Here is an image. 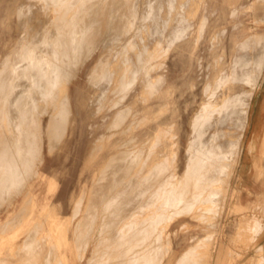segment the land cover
Returning <instances> with one entry per match:
<instances>
[{"label": "rangeland", "instance_id": "374dc122", "mask_svg": "<svg viewBox=\"0 0 264 264\" xmlns=\"http://www.w3.org/2000/svg\"><path fill=\"white\" fill-rule=\"evenodd\" d=\"M112 2L0 0V141L13 133L2 130L19 127L17 123H1V112L6 108V94L2 92L6 73L17 67L10 63L9 54L23 40L24 48H45L53 58L48 91L34 95L39 97L34 101L38 106L31 135L34 138L24 142V150L34 155L15 166L0 165L20 171L15 175L19 179L7 186L10 190L0 186V264H63L61 259L67 264H134L130 263V255L143 252L152 240L153 244L162 243L156 250L167 251L160 250V257L154 245L146 258L159 255L161 260L155 258L159 260L155 263L168 264L173 254L177 256L202 237L209 254L203 264H264V153H256L253 160V151L248 147L264 101V65L255 83H242L239 91L231 86L237 75H221L230 71L232 59L244 51L254 58L264 51V0ZM167 3L173 8L172 18L164 28ZM200 3L203 7L193 17L192 9ZM106 4L110 6L102 11L100 8ZM130 5H138L141 13L133 14ZM202 14L207 23L193 48H163L160 57H151L150 64L155 62V67L150 69V77L152 81L158 80L156 89L153 82L147 81L144 94L141 92L143 72L141 79L138 75L132 84L123 82L125 89L119 92L118 75L122 77L140 67L141 59L153 51L155 37L166 47L177 30L194 28ZM150 16L155 18L156 28H148ZM128 17L134 19L130 21ZM127 22L133 23L132 29H127ZM75 29L80 31L73 56L71 38L77 32ZM119 32L126 34L122 44H115L121 37ZM121 45H125L123 49ZM216 62L221 76L214 82L211 80ZM26 65L20 67L27 69ZM236 72L242 77L246 73L238 68ZM227 88L231 89L230 94L240 92V100L230 97L232 101H226L230 105L224 116L230 124H220L215 111L210 125L204 122L191 134V116L196 115L203 101ZM18 102L10 107L13 115ZM164 102L170 110L154 119L153 114ZM143 112L150 115L147 122L143 121ZM169 118L176 125L161 129L159 140L151 144L149 135L157 123ZM194 137L195 147L204 146L213 153L208 156L210 160L205 158L199 165V173L215 177L214 183L210 180L211 185L190 172L197 158L189 149ZM164 142L167 149L162 152ZM156 153L164 158L159 161L166 168L157 184L164 187L165 201L157 204L160 209L155 221L139 223L135 217L152 200L154 189L142 177L147 175L146 166ZM111 157H115L113 162ZM216 161L219 163L215 167ZM107 162L108 168L101 170ZM100 172L103 175L97 181ZM13 183L19 184V189ZM212 190L216 193L212 203L196 202ZM238 200L244 207L238 206ZM183 204L189 211H180ZM161 211L165 218L160 216ZM173 215L176 219L168 225ZM55 217L58 218L53 223ZM152 230L155 235L148 233ZM155 231H162V235ZM147 233L153 236L148 238ZM142 238H147L145 244ZM134 262L140 264L145 260Z\"/></svg>", "mask_w": 264, "mask_h": 264}, {"label": "bare ground", "instance_id": "6f19581e", "mask_svg": "<svg viewBox=\"0 0 264 264\" xmlns=\"http://www.w3.org/2000/svg\"><path fill=\"white\" fill-rule=\"evenodd\" d=\"M117 1H119V0H113V2H117ZM228 1L229 2H232L233 0H228ZM111 2L108 0V3L111 4ZM130 3H131V1H130ZM136 3H138V2H136ZM100 5H102V4H100ZM108 5L106 4V5H104L101 8L97 6V9L100 8L103 11V10H105L108 7ZM200 5H201V3H200ZM200 5H195L193 7V9H192V11H193V17L195 16V14L197 12H199L202 9L201 7H203V6L202 5L200 6ZM117 6H118V3H117V5H115V7H117ZM147 6H148V4H147ZM147 6H145V7H147ZM179 7H182V6L179 5ZM249 7H251V5H249L247 7L245 6L244 8H249ZM91 8H93V7H91ZM130 8L132 9V11H131V9H130V11L133 12V14L138 13V10H137L139 8L138 5H134V7L132 5H130ZM172 9H173L172 6H170L169 3H167V7H165V13H167V14H166V16L164 18L165 19L164 28H166L168 26L169 21L172 18L170 16V13L172 12ZM128 11H129V9H128ZM139 13H141V12H139ZM128 14L127 15L125 14V17L128 16ZM119 15H121V13ZM153 16L148 17L149 18V21L151 22L149 24V27H148L149 29H150L151 25H154L155 28H156V23H155L156 20H155V18ZM133 17L134 18L135 17L137 18V16H133ZM132 18H131V20L134 19V18L133 19ZM138 18H139V16H138ZM125 19H127V18H125ZM119 20H122L123 21V19H119ZM128 20H130V18ZM206 20H207V17L202 14L200 17L197 18L196 24H195L196 26L194 28H191L190 26H188L186 28H181V30H177L176 33H174V35L171 38V40L169 41V43L166 45V47H163L162 46V43L160 42V39L159 38L156 39V37L154 36L155 37V43H154V46H153V51L147 52L146 55H145V57H143L141 59V65H140V67L139 66H136V68L134 70L136 73L134 71H131V73H127L125 75H122V77H120L121 74L118 75V77H117L118 78V82H117L118 85L117 86H119V88H118L119 92L122 91V90L124 91V89H125L124 88V85H123V82H128L126 84H129L130 85V84H132L134 82V80L136 79V77H138V75H139V78L141 79V76H142L141 74H143V72L145 73V79L144 80L142 79V81H141V83H142L141 92L144 94V89H145V86H146V84L144 85V82L147 83V81L153 82L152 83V86H153L154 89H156L157 83H159V82H158V80H157V82L152 81V79L150 77V69L153 66L155 67V62L150 64L151 57H154L155 58L158 55L160 57V55H162V54H159V52H162V49L163 48H165L164 49L165 51H167V50H169V49H171L173 47H177V46H179V47H191V48H193L195 46L198 38L200 37V35L202 34V32L204 30V27H205V25L207 23ZM119 23L120 24L121 23H125V21L124 22H120L119 21ZM136 23H138V22H136ZM132 24H133L132 22H127V29H128L129 26L131 27ZM121 26H120L119 29L122 28ZM131 29H132V27H131ZM75 31H77V32L75 34H73L74 36L71 38V40H73L72 41V44H73L72 45V48H73L72 55L73 56L76 55V52H77V49H78L79 42H78V39L76 38V36L78 37L77 33L80 30L79 29H75ZM125 34H126L125 32H121L120 33L121 37H120V39L117 42H115V44H122V42L124 40V35ZM150 34L151 35H154L155 33H151L150 32ZM143 35H144V33H143ZM17 41L15 39V42L16 43H17ZM47 42L48 43L51 42L50 38H47ZM129 42H131V40H129ZM15 46H17V48H14L13 51L9 55L11 56L10 63L14 64L17 67H15L14 70L11 69V70H9L6 73V78H5V83L6 84H4L5 85V88L2 89V92L5 91V94H6L5 95L6 102L4 103L5 106H6V108L4 109V112H1V114L3 113L2 115H3V118H4L3 122H1V123L3 125L6 124V126H9L11 124L14 125L15 123H17L19 125V127L18 128H15V129L12 128V129H4V130H2V131H7V132L11 131V132H13L15 134L12 133L11 135L4 136L3 139H1V141H0L2 143L1 146H0L2 148V153L0 154V157L1 158L2 157L3 158L4 157H10V156L11 157L12 156L14 157V158L12 157L13 159H11V160H4V161L0 160V165L3 164V163H6V164H9V165H12V166H15V165L19 164V162H23L24 161L23 159L28 160V159H30L32 157V155H34L33 153H28L26 150H24V148L26 147V145L24 144V142L25 141H32V139L34 138V136H31V135H32V132H34V127L33 126L36 123V118H35V116H36V113L35 112L36 111L35 110H36V108H38V106H35V104H34L35 102L34 101L39 98V97H36L34 95L37 92L43 93L45 90L48 91L49 84H50L49 82L52 81L51 80V78H52L51 77V67H52V62H53V58L45 50V48H36V47L24 48L23 40L19 41L18 45H15ZM123 46H125V45H123ZM123 46L121 45V48ZM21 47H23V48H21ZM122 49H121V52L122 53L120 52V54H123L124 53L122 51ZM232 61H233L234 64L231 65V68L229 67L230 68V71L228 70L224 74H221L220 73L221 67L219 66L218 62H216L214 71L212 73V80L211 81H214L215 82L218 79L219 76H221V75H225V76L227 75L228 76L229 72L230 73H233V74H235L237 76L232 81V85L231 86H234L235 87L234 89L237 88L238 91H239V87L241 86L242 83H245V84L255 83L256 76L261 74V70H262L263 65H264V51L257 58H254V56L251 53H249L247 51L246 52L244 51L241 56H238L236 59L235 58L232 59ZM23 63H26L27 64L26 65L28 67L27 69H22V67H20L21 64H23ZM160 64H161V62H160ZM247 67H250V70H246ZM237 68H238V70L240 69V70H243L244 72H246L244 77H242L240 75L241 74L240 72H238V74H237V72H236L237 71ZM214 86H216V84ZM230 90H231L230 88L224 89L220 94L216 95L211 100H206V101H203L202 102V104L198 108L199 110L196 113V115L194 114L195 116L194 115L191 116V117H193L192 120H190L191 121V123H190V125H191V132H192L191 134L196 133V131H198L199 128H200L199 126L202 125L204 122H205V124L210 125L211 123L209 122V119L212 118V116H213V114H214L215 111L218 112L220 124H230V121L228 119H226V117L224 116L225 113L228 111V107L230 105L229 103H226V101H228V99L230 97L232 99L240 100V97H239L240 96V92L238 93V91H234L233 94H230L229 93ZM242 90H244V89H242ZM211 93H208V94L211 95ZM143 99H145V98H143ZM232 99H231V101H232ZM17 100H19V102L17 104L18 110H17V113L15 115H13L12 114L13 108L11 109L10 107L14 106L15 105L14 104V101H17ZM70 101L71 100H70V97H69V94H68V102L66 104V107L68 109V111H67L68 112V115L70 114ZM220 101H221V103H220ZM231 101L229 100V102H231ZM169 107H170V105L168 103L164 102L161 105V107H159L157 109L156 114H153L154 119H158L161 114H163L167 110H170ZM10 109H11V111H9ZM196 111H197V109H196ZM21 115L24 116V119L21 118ZM142 115H143V121L146 120L145 122H147L149 119H151L149 113H147V112H143ZM56 123H58V122H56ZM175 125H176V123H175V120L173 118L165 119L162 122H158L156 128L154 129V131L149 135V141H150V143L151 144H155L159 140V135H160L159 132L160 131H161V135H162V130L163 129H165L166 127H172V126H175ZM197 127H199V128H197ZM196 141H197V139L194 137V139L190 140V143H189L190 152L194 156L197 157L195 159V166H194L193 170L190 171V172H191V174L193 173L192 175L195 174L194 176L196 178H198L200 176V181L203 182L204 184L211 185L212 183H209V182H211L210 181L211 179L213 181L214 180L213 178H215V177L214 176H212L213 178L212 177H207V175L205 173H199V170H200L199 169L200 168L199 165L201 164V162L203 161V159L205 160V158H207V159L210 160V158H208V156L209 155H213V153H212V151H209L208 149H205L204 146L195 147V142ZM230 143H231V141H230ZM248 143H249L248 144V147L250 148L249 150H251V152L253 151V155H252L253 156V160H254V158L256 156V153L258 155H261L262 153H264V101H263L262 106H261V108L259 110L258 126L256 128V131L254 133V136L252 138H250V140H249ZM237 144H238V142H237ZM162 148H163L162 149V152H164L167 149L166 142H164L162 144ZM218 148L219 147H217V149ZM9 150L14 151V152L10 153ZM187 155H189V153H187ZM229 155H230V153L227 152V156H229ZM194 156L189 155L190 158H192ZM163 157H164V155H163ZM151 159L152 160L148 163V165L146 166V169L144 171V172L147 173V175H143L142 178L146 181V184L147 185L149 184V186H151L152 188H154L153 191H152V195H151L152 196V200H151L152 202L151 201L146 202L145 205L140 209L139 215L137 217H135V221H138L139 223H144V222H146V223L148 222L149 223V222H152L153 220L155 221L156 218L158 217V213H159V210L158 209H160V208H158V205L157 204L158 203H164V201H165V198L163 196V191H164L163 189H164V187L162 189V187H159L157 184H158L159 178L162 177V174L165 172L164 169H166V168H164L163 165L160 163L161 160L159 161V159H162V156L161 155H158L156 153V155H154ZM211 159L212 160L213 159L216 160L214 157L211 158ZM218 159H217V161H218ZM217 161L216 162H213L215 164V165L213 164L215 167L218 166V165H216ZM210 163H212V162H210ZM211 167H213V166H211ZM219 168H221V170H222V166L219 167ZM18 170L19 169L13 168V167H10V168H7V169H3V168L0 167V186L1 185L2 186H6V188L9 189V187H7V186H11V183L13 181H17L19 179V177L15 176L17 173L20 172ZM196 175L197 176L199 175V176L197 177ZM147 181H148V183H147ZM15 183H13V184H15ZM213 183H214V181H213ZM18 185H16L17 189H19L18 188ZM161 185L163 186V184H161ZM4 188L5 187H3V189ZM3 189H1V190H3ZM215 194L216 193L213 192V190L211 192H206V193H204V196H201L198 199V201L196 200V202H200V204L201 203L202 204L203 203L206 204L207 202L208 203L209 202L212 203ZM8 195H9V193H8ZM33 201H35L34 198H33ZM183 208H185V210H187L186 207H185V205H184V207H181V209H183ZM206 209L207 208H205V210ZM210 209H211V207H210ZM179 210H177V212H179ZM208 210H206V211H208ZM180 211L182 212V211H184V209L183 210H180ZM187 211H189V210H187ZM162 215H163V212L161 211L160 216H162ZM175 215H173L169 219V222L170 223L168 225H170L171 222H173V220L176 219L175 218ZM57 218L58 217H55L53 219V223L57 220ZM164 218H165V216H164ZM52 224H51V226H52ZM161 232H158L157 235L158 236L159 235H162ZM148 233H151L152 234V233H154V230H152V232H148ZM148 233L146 234V237L149 236L148 238H150L151 236H153L151 234H150L151 235L150 236ZM154 235H155V233H154ZM146 241H147V238H142L141 239V242H143V243L144 242L146 243ZM152 242H153V240L150 242V246L145 247V249H144L143 252L142 251L141 252H138L137 251L136 253H134V255H130L131 256V257H129L130 260H131V261L129 260L130 263L133 262L135 264L134 261H136V260L137 261L138 260H141V261L142 260H145V262H141L140 264H149L148 261H147V259H149V262L153 259L154 262L151 261V263L153 264V263H155V260H157V261L161 260L160 257H162V252L167 251V249H164V251H162V249L156 250L157 247L160 246L159 244L162 245V243L155 242L153 244ZM141 245H139V246H141ZM154 245H155V250L154 251H157L156 253H159L160 257H159V255H156V254L155 255L157 257H154L153 256L154 254H153V255H150L151 257H153L152 259H150L151 257L146 258L147 257V254H148V250L149 249L152 250V248L154 247ZM140 250H142V249H140ZM160 250L162 251L161 254H160ZM69 251L70 250L68 248V252ZM120 256H122V255H120ZM127 256L124 255V257H126V258H127ZM148 256H149V254H148ZM163 257H164V255H163ZM118 258L120 259V257H118ZM131 258H133V259L136 258V259L134 261H132L133 259H131ZM155 258H158L159 260L158 259H155ZM208 258H209V254L205 250V241H204V238L202 237V238L196 239V241L194 243H192V244L188 245L187 247H185L177 256H174V254H173V256H172V258H171V260L169 261L168 264H201V263L203 264L204 263V259L206 260ZM2 259H1V261H2ZM74 260L75 259L71 257V261L74 262ZM61 261H62L63 264H67V261H65L64 259H61ZM139 262H137V263L139 264ZM156 263L161 264V262L160 263L159 262H156Z\"/></svg>", "mask_w": 264, "mask_h": 264}, {"label": "crops", "instance_id": "0c3cea01", "mask_svg": "<svg viewBox=\"0 0 264 264\" xmlns=\"http://www.w3.org/2000/svg\"><path fill=\"white\" fill-rule=\"evenodd\" d=\"M113 153H114V152H113ZM115 157H117V156H115ZM115 157H113V158L111 157L110 161L113 162L114 159H115ZM118 159H119V158H118ZM112 162H111V163H112ZM108 164H110V162H109V163L107 162V164H105V165L103 166V168H100V169L102 170V169H104L105 167H106V169H107L108 166H109ZM101 175H103V174L100 172V175L98 176L97 181L101 180ZM238 206H239V207H244V206H243V203L241 202V200H238ZM258 232H259V231H258ZM263 235H264V234H263ZM261 242L264 244V236H263V239H262ZM222 254H223V253H221V254H219V255H222ZM227 255H228V254H227ZM224 259H225V260H228V257H227V258H224Z\"/></svg>", "mask_w": 264, "mask_h": 264}]
</instances>
